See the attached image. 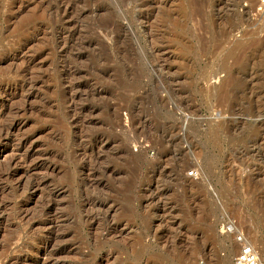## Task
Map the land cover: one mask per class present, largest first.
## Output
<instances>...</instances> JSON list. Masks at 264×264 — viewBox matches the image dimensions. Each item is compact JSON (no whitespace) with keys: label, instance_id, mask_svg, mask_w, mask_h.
<instances>
[{"label":"rangeland","instance_id":"374dc122","mask_svg":"<svg viewBox=\"0 0 264 264\" xmlns=\"http://www.w3.org/2000/svg\"><path fill=\"white\" fill-rule=\"evenodd\" d=\"M259 7L0 0V264H264Z\"/></svg>","mask_w":264,"mask_h":264},{"label":"built area","instance_id":"2783aa9c","mask_svg":"<svg viewBox=\"0 0 264 264\" xmlns=\"http://www.w3.org/2000/svg\"><path fill=\"white\" fill-rule=\"evenodd\" d=\"M259 3L264 5V0H260ZM259 9H261V5ZM187 175L189 177H196L198 172L196 169L189 170ZM219 231L222 234L231 236L237 244V251L233 257L232 264H262L257 249L251 243L243 229L228 216L221 223Z\"/></svg>","mask_w":264,"mask_h":264},{"label":"bare ground","instance_id":"6f19581e","mask_svg":"<svg viewBox=\"0 0 264 264\" xmlns=\"http://www.w3.org/2000/svg\"><path fill=\"white\" fill-rule=\"evenodd\" d=\"M260 1V0H259ZM259 5H261V8L264 7V5H262L261 3H259Z\"/></svg>","mask_w":264,"mask_h":264}]
</instances>
